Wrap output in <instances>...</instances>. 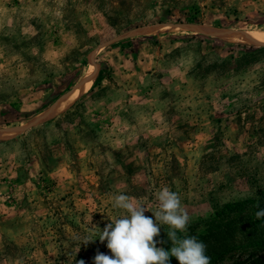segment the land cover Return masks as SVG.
Wrapping results in <instances>:
<instances>
[{
  "label": "rangeland",
  "instance_id": "1",
  "mask_svg": "<svg viewBox=\"0 0 264 264\" xmlns=\"http://www.w3.org/2000/svg\"><path fill=\"white\" fill-rule=\"evenodd\" d=\"M221 32L264 0H0V264L111 256L114 197L152 217L164 187L211 264H264V46Z\"/></svg>",
  "mask_w": 264,
  "mask_h": 264
},
{
  "label": "clouds",
  "instance_id": "2",
  "mask_svg": "<svg viewBox=\"0 0 264 264\" xmlns=\"http://www.w3.org/2000/svg\"><path fill=\"white\" fill-rule=\"evenodd\" d=\"M157 200L159 208L152 213L153 219L144 215L143 205L132 203L127 195H116L114 207L124 210L126 215L112 219L100 232L99 240L107 241L111 256L97 253L93 264H169L170 257H175L179 264H211L203 242L196 237L177 236V231H186L189 222L187 212L181 208L178 193L164 187L157 193ZM262 217L264 209L256 212L257 219ZM157 222L170 228L167 232L172 244L169 250L157 247L158 241L154 239L160 234Z\"/></svg>",
  "mask_w": 264,
  "mask_h": 264
},
{
  "label": "bare ground",
  "instance_id": "3",
  "mask_svg": "<svg viewBox=\"0 0 264 264\" xmlns=\"http://www.w3.org/2000/svg\"><path fill=\"white\" fill-rule=\"evenodd\" d=\"M221 38L226 39V40H231V41H237V42H243V43H248L251 45H261L264 46V32H249V33H236V34H231L227 32H221L220 35ZM91 80V79H90ZM90 83V82H89ZM89 84L84 82L78 90L74 92L73 95L69 96L68 98H64V100L56 103L51 110L45 114L44 116L41 117L42 120L44 119H49L51 117L57 116L59 113L63 112L67 108H69L73 101L81 95L82 92H84Z\"/></svg>",
  "mask_w": 264,
  "mask_h": 264
},
{
  "label": "trees",
  "instance_id": "4",
  "mask_svg": "<svg viewBox=\"0 0 264 264\" xmlns=\"http://www.w3.org/2000/svg\"><path fill=\"white\" fill-rule=\"evenodd\" d=\"M248 244H252V242H247L246 245H248ZM252 245L254 246V245H256V244H252ZM253 246H252V247H253ZM261 246H264V242H261ZM252 247H250V248L248 249V251L246 250V251H243V252L256 251V250L263 251V250H264V248L258 249V248H252Z\"/></svg>",
  "mask_w": 264,
  "mask_h": 264
}]
</instances>
